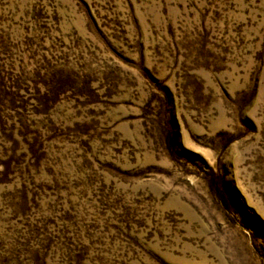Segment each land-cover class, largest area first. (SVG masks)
Instances as JSON below:
<instances>
[{
	"label": "rangeland",
	"instance_id": "374dc122",
	"mask_svg": "<svg viewBox=\"0 0 264 264\" xmlns=\"http://www.w3.org/2000/svg\"><path fill=\"white\" fill-rule=\"evenodd\" d=\"M0 264H264V0H0Z\"/></svg>",
	"mask_w": 264,
	"mask_h": 264
}]
</instances>
